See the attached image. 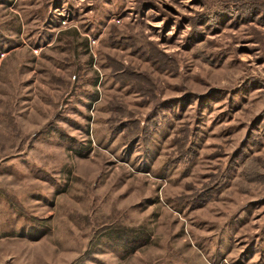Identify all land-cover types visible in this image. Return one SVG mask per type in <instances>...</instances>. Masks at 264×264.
<instances>
[{"label": "rangeland", "instance_id": "374dc122", "mask_svg": "<svg viewBox=\"0 0 264 264\" xmlns=\"http://www.w3.org/2000/svg\"><path fill=\"white\" fill-rule=\"evenodd\" d=\"M0 264H264V0H0Z\"/></svg>", "mask_w": 264, "mask_h": 264}, {"label": "trees", "instance_id": "16d2710c", "mask_svg": "<svg viewBox=\"0 0 264 264\" xmlns=\"http://www.w3.org/2000/svg\"><path fill=\"white\" fill-rule=\"evenodd\" d=\"M149 241V236L147 234H138L133 238L132 242L134 243L133 248L141 247Z\"/></svg>", "mask_w": 264, "mask_h": 264}]
</instances>
